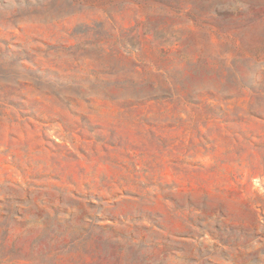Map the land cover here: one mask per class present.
Listing matches in <instances>:
<instances>
[{"label": "rangeland", "instance_id": "1", "mask_svg": "<svg viewBox=\"0 0 264 264\" xmlns=\"http://www.w3.org/2000/svg\"><path fill=\"white\" fill-rule=\"evenodd\" d=\"M0 264H264V0H0Z\"/></svg>", "mask_w": 264, "mask_h": 264}]
</instances>
